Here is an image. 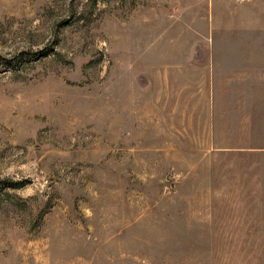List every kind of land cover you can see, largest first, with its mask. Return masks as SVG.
I'll list each match as a JSON object with an SVG mask.
<instances>
[{
  "label": "rangeland",
  "instance_id": "obj_1",
  "mask_svg": "<svg viewBox=\"0 0 264 264\" xmlns=\"http://www.w3.org/2000/svg\"><path fill=\"white\" fill-rule=\"evenodd\" d=\"M0 57V264H264V0H0Z\"/></svg>",
  "mask_w": 264,
  "mask_h": 264
},
{
  "label": "trees",
  "instance_id": "obj_2",
  "mask_svg": "<svg viewBox=\"0 0 264 264\" xmlns=\"http://www.w3.org/2000/svg\"><path fill=\"white\" fill-rule=\"evenodd\" d=\"M24 55H25V54H22V53L20 54V56H21V58H22L21 61H25V60H26V58H24ZM36 55H37V54H36ZM36 55H35V56H36ZM35 58H36V57H35ZM0 59H4V61H3V60L0 61V65H4V66H5L6 62H8V59H6V58H1V57H0ZM27 61H28V60H27ZM25 184H26V183H18V182L16 183V182H15V183H9V185H7V187L20 188V187H23Z\"/></svg>",
  "mask_w": 264,
  "mask_h": 264
},
{
  "label": "crops",
  "instance_id": "obj_3",
  "mask_svg": "<svg viewBox=\"0 0 264 264\" xmlns=\"http://www.w3.org/2000/svg\"><path fill=\"white\" fill-rule=\"evenodd\" d=\"M256 238H264V236H255Z\"/></svg>",
  "mask_w": 264,
  "mask_h": 264
}]
</instances>
